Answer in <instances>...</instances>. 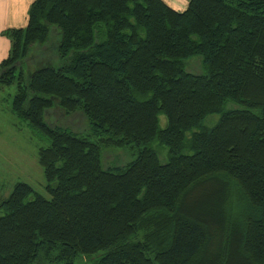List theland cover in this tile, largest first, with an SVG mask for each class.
I'll list each match as a JSON object with an SVG mask.
<instances>
[{
    "label": "trees",
    "instance_id": "obj_1",
    "mask_svg": "<svg viewBox=\"0 0 264 264\" xmlns=\"http://www.w3.org/2000/svg\"><path fill=\"white\" fill-rule=\"evenodd\" d=\"M3 34L0 90L48 144L46 195L0 197V264H264V0H33ZM54 105L88 129L47 123Z\"/></svg>",
    "mask_w": 264,
    "mask_h": 264
},
{
    "label": "rangeland",
    "instance_id": "obj_2",
    "mask_svg": "<svg viewBox=\"0 0 264 264\" xmlns=\"http://www.w3.org/2000/svg\"><path fill=\"white\" fill-rule=\"evenodd\" d=\"M171 6L177 5L173 0H166ZM188 1V0H187ZM49 59L47 56L46 60ZM43 60V61H46ZM185 69L191 73L203 72L202 57L193 55L185 59ZM15 92V86L4 87L0 90V197H6L10 191L11 181L21 180L29 181L35 190L46 195L43 190L45 183L42 169L36 163V147L47 145L48 141L45 137L34 136L33 130L24 121L19 120L10 110V103ZM236 106L233 103H228V107ZM47 123L68 127L76 133H84L89 127L88 121L77 111L74 113H65L57 105L48 109L44 115ZM160 126L163 127L166 123L164 115L159 116ZM218 119V114H209L202 121L203 126L210 127ZM189 135V132H187ZM160 161H166L164 148L157 146ZM132 158V151L129 147H104L102 149L101 161L104 167L115 168L123 166ZM33 161V162H32ZM38 172L33 174L32 168H36ZM22 170L24 173H14L15 170ZM30 173V176L26 174ZM85 257V256H84ZM94 256L85 257L86 261L91 262Z\"/></svg>",
    "mask_w": 264,
    "mask_h": 264
},
{
    "label": "crops",
    "instance_id": "obj_3",
    "mask_svg": "<svg viewBox=\"0 0 264 264\" xmlns=\"http://www.w3.org/2000/svg\"><path fill=\"white\" fill-rule=\"evenodd\" d=\"M32 1L33 0H0V61L7 56L10 47V41L3 34V31L13 27L25 26L27 22L28 8ZM173 2L177 3V5H175L174 8L181 10L185 7L187 0H173ZM36 152H37V147H36ZM37 165L35 164L36 167L35 169L34 168L31 169V172L33 174L36 172V176L37 174H39ZM22 169L23 168L21 166L20 170L17 171L15 170L14 173H16V175L17 173H24ZM0 170H2L1 167ZM26 176L27 177L30 176V173L26 174ZM16 181H24V179L16 180ZM16 181H11L12 183L10 187H12V185ZM26 182L30 183L29 181ZM8 190H11V188ZM6 192L9 193L10 191L9 192L6 191Z\"/></svg>",
    "mask_w": 264,
    "mask_h": 264
}]
</instances>
